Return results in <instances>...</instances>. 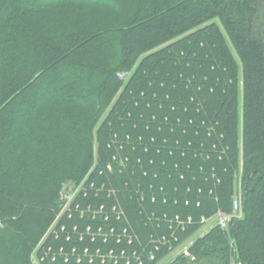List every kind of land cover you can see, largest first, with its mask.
<instances>
[{"label": "trees", "instance_id": "obj_1", "mask_svg": "<svg viewBox=\"0 0 264 264\" xmlns=\"http://www.w3.org/2000/svg\"><path fill=\"white\" fill-rule=\"evenodd\" d=\"M184 243L264 264V0H0V264Z\"/></svg>", "mask_w": 264, "mask_h": 264}, {"label": "rangeland", "instance_id": "obj_2", "mask_svg": "<svg viewBox=\"0 0 264 264\" xmlns=\"http://www.w3.org/2000/svg\"><path fill=\"white\" fill-rule=\"evenodd\" d=\"M120 76H121V74L119 75V78H120ZM239 82L241 83V77L239 78ZM240 86H241V84H240ZM240 107H241V87H240V93H239V110H240ZM239 124H241V117H240V113H239ZM241 129V128H240ZM68 186L70 187V185L68 184ZM63 191H64V189H63ZM72 192V189L70 190V192L68 191V192H65L64 194H63V196H61V199H62V201H65L66 203L65 204H63V206H62V210H61V214L63 213L62 211L64 210V209H66L67 208V204H68V202H69V200H70V197H71V193ZM237 204H238V206L240 205V203H239V201L237 200ZM60 213H59V215H60ZM228 216V215H227ZM214 225V220H211L198 234H196V236H200L202 233H204V232H206L210 227H212ZM187 243V242H186ZM186 243H184L183 245H181V248L179 249V250H177V251H175V253H173V254H171L170 256H168L161 264H166V263H164V262H167L168 260H170V259H172L175 255H176V253H178V254H180L182 251H184L186 248H184L185 246H186ZM40 247H41V245H40ZM39 247L37 246L36 247V250H35V255L33 254V257H32V264H42L41 263V259H37L36 257H38L37 256V254H38V251H39V249H38ZM188 253H186V255H187Z\"/></svg>", "mask_w": 264, "mask_h": 264}, {"label": "built area", "instance_id": "obj_3", "mask_svg": "<svg viewBox=\"0 0 264 264\" xmlns=\"http://www.w3.org/2000/svg\"><path fill=\"white\" fill-rule=\"evenodd\" d=\"M125 76L124 75H121L120 76V79H122V78H124ZM70 199H71V197H70ZM237 206H238V204H237V201L235 200L234 201V208H235V210L237 209ZM214 224L215 225H217V226H219V227H221V228H225L230 222H231V216H227V215H225V214H222V213H217L216 214V217H214ZM68 240V239H67ZM85 251V254L87 253V249H85L84 250ZM52 251H51V249L49 248L48 249V252L46 253V255H48V254H50ZM60 252H62V249H60ZM75 253V249H72V254H74ZM99 253V250L97 251V254ZM60 256V255H59ZM61 256H65L64 258V262L65 263H67L68 262V255L67 254H65V255H61ZM51 259H52V261L54 262L55 260H56V257H55V255H53L52 257H51ZM44 260V257H42L41 258V262ZM80 262H81V257L79 256V257H76V263L77 264H80ZM93 261H92V259L90 258V261H89V263H92ZM234 264H240V263H234Z\"/></svg>", "mask_w": 264, "mask_h": 264}, {"label": "water", "instance_id": "obj_4", "mask_svg": "<svg viewBox=\"0 0 264 264\" xmlns=\"http://www.w3.org/2000/svg\"><path fill=\"white\" fill-rule=\"evenodd\" d=\"M66 191L68 192V191H70V189H69V188H67V189H66Z\"/></svg>", "mask_w": 264, "mask_h": 264}]
</instances>
